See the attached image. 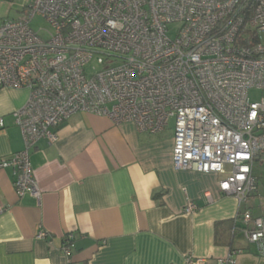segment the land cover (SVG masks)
<instances>
[{
    "label": "built area",
    "instance_id": "obj_1",
    "mask_svg": "<svg viewBox=\"0 0 264 264\" xmlns=\"http://www.w3.org/2000/svg\"><path fill=\"white\" fill-rule=\"evenodd\" d=\"M37 16L49 25L45 36L31 27ZM263 36L264 0H30L21 17L0 19V90L29 91L13 112L25 148L0 168H13L18 196L39 198L30 151L55 142L73 114L150 133L174 118V167L222 176L220 192L237 199L236 220L264 255V214L242 210L259 190L255 164L264 162ZM253 90L261 96L252 99ZM196 209L188 200L183 211ZM74 250L69 233V264ZM235 263L232 255L220 261Z\"/></svg>",
    "mask_w": 264,
    "mask_h": 264
},
{
    "label": "crops",
    "instance_id": "obj_2",
    "mask_svg": "<svg viewBox=\"0 0 264 264\" xmlns=\"http://www.w3.org/2000/svg\"><path fill=\"white\" fill-rule=\"evenodd\" d=\"M28 96L25 88L0 90V159L25 148L13 112ZM57 133L30 151L39 198L18 196L13 168H0V264H69V233L74 264H220L229 255L235 264H264L236 220L237 199L219 190L222 176L174 167V126L150 133L77 112ZM188 200L197 206L191 214L183 211ZM246 209L264 214L258 192Z\"/></svg>",
    "mask_w": 264,
    "mask_h": 264
},
{
    "label": "rangeland",
    "instance_id": "obj_3",
    "mask_svg": "<svg viewBox=\"0 0 264 264\" xmlns=\"http://www.w3.org/2000/svg\"><path fill=\"white\" fill-rule=\"evenodd\" d=\"M27 0H0V19H16L22 16L25 6L28 5ZM31 27L36 31H41V35H46V29L49 28L47 22L41 17L37 16L32 22ZM173 29V28H172ZM171 36L174 33H170ZM264 39V36H263ZM262 94L261 91L253 90L250 95L252 99H257ZM175 125V119L171 118L169 126ZM255 174L259 179V190L258 194L264 199V162H257L255 164ZM246 203V202H245Z\"/></svg>",
    "mask_w": 264,
    "mask_h": 264
}]
</instances>
